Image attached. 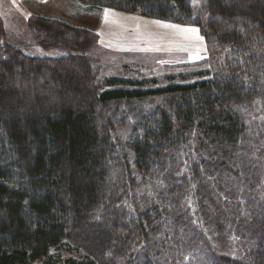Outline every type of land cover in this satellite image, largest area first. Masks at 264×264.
<instances>
[{
	"label": "trees",
	"instance_id": "obj_1",
	"mask_svg": "<svg viewBox=\"0 0 264 264\" xmlns=\"http://www.w3.org/2000/svg\"><path fill=\"white\" fill-rule=\"evenodd\" d=\"M75 1L197 26L208 69L106 77L96 32L32 16L68 52L30 55L0 15V264H264L260 1Z\"/></svg>",
	"mask_w": 264,
	"mask_h": 264
},
{
	"label": "rangeland",
	"instance_id": "obj_2",
	"mask_svg": "<svg viewBox=\"0 0 264 264\" xmlns=\"http://www.w3.org/2000/svg\"><path fill=\"white\" fill-rule=\"evenodd\" d=\"M233 1L245 12L249 11V5L256 6L253 0ZM259 1V11L254 13L257 18L264 19V0ZM224 2L227 3L228 0ZM51 3L52 0L49 4ZM53 3L51 11L60 13L56 19L78 28L101 31L104 43H100L97 34L98 45L89 50V55L94 60V67L106 77L118 76L137 82L145 81L146 86L153 87V79L164 86L170 82L169 76H173L177 82L191 81L196 79L198 72L208 69L205 64L207 52H201L204 59H190V53L180 51L175 44L169 43V40H182V37L173 36V29L152 23L160 20L132 12L109 14L105 20L104 9L87 11L82 3L75 0H55ZM23 4L40 11L44 7L43 3H34L32 0H24ZM6 7L8 6L4 7L0 15L9 43L30 55L62 56L68 52L62 48L45 50L34 41L28 22L32 16H41L40 14L22 6L15 7L16 9ZM199 35L203 36L201 31ZM203 43L207 48L205 39ZM157 46L161 50H155Z\"/></svg>",
	"mask_w": 264,
	"mask_h": 264
},
{
	"label": "snow or ice",
	"instance_id": "obj_3",
	"mask_svg": "<svg viewBox=\"0 0 264 264\" xmlns=\"http://www.w3.org/2000/svg\"><path fill=\"white\" fill-rule=\"evenodd\" d=\"M42 2H47V0H42ZM112 10L105 9L104 10V19L107 20L109 13ZM30 15V14H29ZM135 18V17H134ZM138 19V18H136ZM152 23L160 25L161 27L173 29L174 32L172 33L173 36L182 37V40H169V43H173L176 45L178 50L190 53V59L199 60L204 59L205 56L201 55V52L206 53L207 48L204 45V37L199 35L200 29L193 26H182L179 24H172V23H165L163 21H153ZM103 35L102 33H100ZM151 35V34H149ZM100 43H104L103 40ZM147 50V49H144ZM157 51L161 50L158 46L156 47ZM5 59H7L5 57ZM27 203V202H25Z\"/></svg>",
	"mask_w": 264,
	"mask_h": 264
},
{
	"label": "crops",
	"instance_id": "obj_4",
	"mask_svg": "<svg viewBox=\"0 0 264 264\" xmlns=\"http://www.w3.org/2000/svg\"><path fill=\"white\" fill-rule=\"evenodd\" d=\"M23 1L24 0H0V13H2V10L3 9H5L4 7L5 6H8V7H10V8H14V9H16L15 7H24L25 9H28V10H30L31 12H36V13H38V14H40L41 16H44V15H49V17L50 18H57V16H58V14H60V13H58V12H52L51 11V9H52V7H54L53 6V1H55V0H52V3L51 4H49V2L51 1V0H47V2H42V0H32L34 3L35 2H37V3H43V6L44 7H42L41 8V11L40 10H35V9H33V8H29L27 5L25 6L24 4H23ZM8 7H6V8H8ZM104 10L105 9H110V10H112L111 11V13H109V14H111V15H113V14H117V13H123V12H125V11H121V10H117V9H113V8H103ZM102 9V10H103ZM140 16H143V15H140ZM45 17H47V16H45ZM59 18V17H58ZM155 19V18H154ZM156 20H159V19H156ZM160 21H163V20H160ZM163 22H165V23H172V22H168V21H163ZM172 24H177V23H172ZM179 25H181V24H179ZM182 26H185V25H182ZM186 26H192V25H186ZM97 32V31H96ZM101 31H98L97 32V34L99 35V40H101Z\"/></svg>",
	"mask_w": 264,
	"mask_h": 264
}]
</instances>
